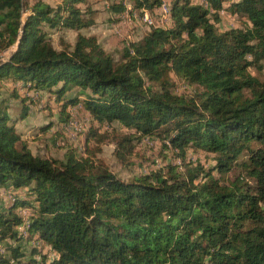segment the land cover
I'll use <instances>...</instances> for the list:
<instances>
[{
	"label": "trees",
	"instance_id": "trees-1",
	"mask_svg": "<svg viewBox=\"0 0 264 264\" xmlns=\"http://www.w3.org/2000/svg\"><path fill=\"white\" fill-rule=\"evenodd\" d=\"M85 2L0 0V87H12L0 99V244L14 243L0 264H264V78L249 71L264 68V0H132L129 11L114 1L119 18L158 15L165 2L170 20L124 40L118 58L81 32L94 23ZM220 12L243 27L220 29ZM53 29L76 31L74 43L54 47ZM175 79L190 91L176 92ZM41 90L64 133L69 106L88 114L86 154L41 157L22 140L28 108L15 118L9 101ZM89 138L111 139L120 162L156 140L180 164L124 180Z\"/></svg>",
	"mask_w": 264,
	"mask_h": 264
},
{
	"label": "rangeland",
	"instance_id": "rangeland-1",
	"mask_svg": "<svg viewBox=\"0 0 264 264\" xmlns=\"http://www.w3.org/2000/svg\"><path fill=\"white\" fill-rule=\"evenodd\" d=\"M46 1L52 5L61 2V0ZM114 1H122L127 11L132 8V0H86L85 3H81L79 6L85 11L86 17L91 16L94 19V23L82 29L81 32L86 35L96 36L101 46L115 58L120 56L122 42L124 40H140L149 31V26H158L161 24L168 26L170 23V20L166 21L167 14L160 12V8L157 11L159 16L157 14L151 15L147 11H144L143 15L139 16V13L135 11L136 13L133 15L123 12L124 14H120V18L119 16L116 17L111 10ZM165 1L170 7L173 0ZM192 1L199 2L200 0ZM167 3L164 4L163 2L162 4L168 8ZM25 16L26 13L23 14V17ZM144 16L147 17L145 18ZM152 16H156V19ZM220 18L221 21L218 23L220 29L243 27L244 25L243 18H237L226 12H220ZM76 33V31L69 29H53L49 30V37L53 46L59 48L64 44H73ZM6 56L7 53L3 55V58ZM249 71L252 75L260 79L264 78V68L263 70L256 71L255 68L252 67ZM175 83L176 87L174 89L178 93L189 92L191 89L190 87H185V85L177 79H175ZM3 85L4 86L0 87V99L6 98L12 90L10 84ZM75 90L76 89L71 91L69 95L72 96L75 94ZM26 97H28V99L25 100V104H23L22 99ZM24 106L28 108L27 115L22 121L17 122L16 127L17 131L22 136V140L28 144L34 155L62 159L66 149L70 146L76 147L80 153L86 154L85 140L90 126V118L79 105L68 107L67 113L69 114L68 120H70V122L66 126L65 133L58 123L60 117L59 106L50 99L48 93L44 90L38 92L30 91L28 94L20 91L19 97L9 101V112L16 118L19 116ZM73 125L75 127H73ZM48 127L50 128L47 129ZM110 128L119 131L116 123H112ZM55 132H58V135H56ZM87 145L89 149L96 150L95 158L102 160L110 171L124 180L131 178L135 174L146 173L150 170L165 166L168 162L180 164V161L177 160L176 157H173L175 152L172 149H165L161 143L156 140L142 139L137 142L135 152L129 156L126 162H120L114 155L115 144L111 139L97 142L95 139L89 138ZM186 154V159L193 163L199 162L205 167L213 164L209 157L210 155L203 151L188 150ZM228 176L230 177L231 175L229 174ZM0 201H6V195L2 191H0ZM23 214H26V211H23ZM7 243L14 244L10 241L2 242L0 244V254H9L8 250L4 249L5 253L2 251V246ZM21 246L23 251L28 253L29 246L23 242ZM44 250H46V248ZM24 259L25 258H22V260Z\"/></svg>",
	"mask_w": 264,
	"mask_h": 264
},
{
	"label": "bare ground",
	"instance_id": "bare-ground-1",
	"mask_svg": "<svg viewBox=\"0 0 264 264\" xmlns=\"http://www.w3.org/2000/svg\"><path fill=\"white\" fill-rule=\"evenodd\" d=\"M168 8L166 6H164V4L160 7V12H162L163 14H166L168 12ZM145 17V16H144ZM147 17V16H146ZM145 17V18H146Z\"/></svg>",
	"mask_w": 264,
	"mask_h": 264
},
{
	"label": "built area",
	"instance_id": "built-area-1",
	"mask_svg": "<svg viewBox=\"0 0 264 264\" xmlns=\"http://www.w3.org/2000/svg\"><path fill=\"white\" fill-rule=\"evenodd\" d=\"M164 4H166L165 2H164ZM149 19V18H148ZM73 124V123H72ZM73 127H75L74 125H73ZM20 229H21V227H20ZM2 251H4V248H2ZM4 253H5V251H4Z\"/></svg>",
	"mask_w": 264,
	"mask_h": 264
},
{
	"label": "water",
	"instance_id": "water-1",
	"mask_svg": "<svg viewBox=\"0 0 264 264\" xmlns=\"http://www.w3.org/2000/svg\"><path fill=\"white\" fill-rule=\"evenodd\" d=\"M21 31H22V28H21Z\"/></svg>",
	"mask_w": 264,
	"mask_h": 264
}]
</instances>
